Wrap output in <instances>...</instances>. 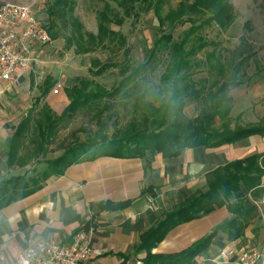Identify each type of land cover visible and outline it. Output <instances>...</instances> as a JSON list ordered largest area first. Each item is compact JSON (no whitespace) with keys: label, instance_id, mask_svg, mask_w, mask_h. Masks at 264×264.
Returning a JSON list of instances; mask_svg holds the SVG:
<instances>
[{"label":"trees","instance_id":"16d2710c","mask_svg":"<svg viewBox=\"0 0 264 264\" xmlns=\"http://www.w3.org/2000/svg\"><path fill=\"white\" fill-rule=\"evenodd\" d=\"M109 1L118 8L112 10L109 7V11L105 6V11L98 17L99 35H90L92 38L87 49L76 47V55L95 53L97 41L101 42L104 38L102 36L115 37L114 32L108 29L113 24L110 12L115 13L118 18L114 21L121 23L125 17L137 19L140 14L137 11L145 14L151 10L160 31L165 26L188 24L189 28L177 39L170 33L161 31L149 51L148 61L136 68L131 67L125 59L129 54L127 49L123 50V63H102L98 59H92L88 72L93 77L101 76L112 67H119L118 75L122 77L119 86L108 92L92 79L74 77L70 80V86L64 89L69 104L60 114H56L43 102L55 84L47 76L37 87L39 95L26 111L24 119L15 127L8 152L9 167L22 169L28 163H32V166L44 164L45 167L37 175L27 176L25 173L2 181L0 208L40 190L50 177L62 176L68 167L100 157L144 159L156 154L174 157L185 149H216L255 136L264 138V125H243L240 116L235 119L230 117L234 101L230 92L246 78L243 65L250 56L243 57V50L239 46L226 51L220 47L219 42L215 41L213 44L204 35L205 29L213 25L217 28V36H222L223 32L227 33L231 29L233 17L227 0H179L177 8L167 10L163 18L162 8L170 0ZM72 5L73 0H52L47 6L48 19L58 17L54 21L50 20L47 33L51 41L64 38L63 48L66 50L73 46L74 40L58 35L53 30V25L65 14L66 8ZM69 23L77 25L74 21ZM122 43L123 39L119 48ZM209 45L213 49L207 52L205 48ZM200 53L204 54L203 59L197 58ZM158 58H161L162 67L156 72V76H146L144 72L147 66ZM202 73L203 76L194 78L196 74ZM31 84L34 85L33 80ZM130 84L137 95L136 104H139L141 110L139 117L132 118L122 128L115 126L109 134L106 124L112 121V116L106 115L102 118L104 121L99 122L103 112L94 107L98 130L86 133L84 129L78 128L70 135L72 141L59 145L62 153L58 157L44 159L51 152L48 147L57 136L64 119L71 118L77 109L109 99ZM191 104L197 105V114L188 118L183 110ZM79 133H83L82 141L76 138ZM262 179L264 152L228 162L208 172L204 191L195 192L175 210L165 213L163 220L141 236L136 252L145 250L142 264H190L192 258L206 249L219 232L225 233L229 241L242 238L246 229L259 217L258 208L253 202L264 196ZM151 191L148 188L142 191L141 196ZM131 203L132 201H127L109 208L121 210ZM222 207L227 209L231 217L185 251L173 255L151 254V249L174 227ZM88 229V225L84 227V230Z\"/></svg>","mask_w":264,"mask_h":264},{"label":"crops","instance_id":"0c3cea01","mask_svg":"<svg viewBox=\"0 0 264 264\" xmlns=\"http://www.w3.org/2000/svg\"><path fill=\"white\" fill-rule=\"evenodd\" d=\"M32 80L34 82L33 74L22 70L15 83L0 84V183L19 176L18 172L22 169L32 167V163L22 169L8 166L10 139L33 103L30 99L26 101L25 92L39 86L32 85ZM51 94L49 92L44 103L48 104ZM20 97L24 98L21 101L24 103L19 101ZM217 149L195 147L185 149L174 157H163L161 154L144 159L100 157L68 167L62 176L50 177L40 190L0 208V264H13L21 251L38 241L68 243L74 233L84 230L87 225L93 231V256L98 263L142 264L145 250L136 252L141 236L163 220L165 213L175 210L195 192L204 191L208 172L234 161L216 164L207 170V164H212L211 158L206 159L207 151ZM192 162L197 166L194 169L191 168ZM185 172L189 176L182 180V187L172 183L166 186L170 194L146 193L141 196L142 191L151 188L156 192L162 183L175 181ZM195 174L198 181L192 176ZM127 201L132 203L125 209L109 208ZM230 217L227 209L222 207L178 225L150 252L154 255L181 253ZM251 226L242 238L235 241H229L225 233L219 232L206 249L192 258L190 264H224L217 259L222 249L250 248L252 244L248 236Z\"/></svg>","mask_w":264,"mask_h":264},{"label":"rangeland","instance_id":"374dc122","mask_svg":"<svg viewBox=\"0 0 264 264\" xmlns=\"http://www.w3.org/2000/svg\"><path fill=\"white\" fill-rule=\"evenodd\" d=\"M51 1L0 0V4L2 2H14L31 6L40 25L47 31L50 20L54 21L58 19L57 16H54L53 19H48L47 6ZM178 1L170 0L169 4L162 8L163 12L161 13V17L163 18L170 8H177ZM227 3L228 9L231 10V16L233 17L231 29L227 33L223 32L222 36H217V28L213 25L205 29L204 35L206 40L213 44L215 41L219 42L221 44L220 47L226 51H232L236 46H239L243 50V57L250 56L245 65H243L246 78H243L239 87L233 88L230 92L234 99L230 117L235 119L240 116L243 125H264V0H227ZM105 6L108 7V10L109 7L112 10L118 8L115 3L109 0H73V5L69 8L67 7L65 14L61 15V19L59 21L56 20L53 25V30L58 35L66 38L70 37L74 40L72 43L73 46L68 50L64 49V38L56 40L57 42L51 41L50 44L38 45L34 56H32V62L23 69V71H26V74L30 72L33 74L34 83L37 86L47 76L55 81L54 86L50 90L52 94L49 96L47 102L56 114H60L69 104L64 89L70 86V80L74 77L92 79L108 92H112L114 87L119 86L122 80V77L118 75L120 68L112 67L101 76L93 77L88 72L92 59H98L102 63L109 61L118 64L123 63V50L127 49L129 50V54L125 59L129 61L131 67L136 68L140 64L148 61L149 51L152 49L154 41L160 36L161 31H166L177 39L189 28L188 24L174 27L165 26L160 31V27L151 10L145 14L137 11V14L140 13L137 19L125 17L121 23H116L115 21L118 20L117 16H115V13L110 12V18L113 20L111 23L113 24H110L108 29L114 32L115 37L102 36L104 37L102 41H97L98 45L96 46L95 53L76 55L74 53L76 47L87 49L90 46L91 36L99 35L98 17L101 12L105 11ZM72 21L77 25L73 26L69 23H72ZM119 36L123 39L120 48L119 43L121 39L119 40ZM212 49V45L205 48L207 52ZM203 57L204 54L200 53L197 58L203 59ZM160 61L161 58H158L157 61L149 63L148 68L144 72L145 75L150 77L152 75L156 76V72L162 67ZM201 76H203V73L196 74L194 78L197 79ZM26 80L28 81V77ZM57 86L59 87L58 94H54L52 91ZM38 93L37 88L27 90L24 98H26L27 102L30 99V103H32L35 98L34 96L38 95ZM136 96L135 89L130 84L118 90V93L109 99L105 98L103 101L98 102L97 105L77 109L71 118L62 121L57 136L48 147L51 152L44 159L58 157L62 153L59 145L72 141L73 139L70 135L78 128L84 129L86 133H93L98 130L99 125L94 118L96 111L94 107L103 112V116L99 118V122H103L104 119L102 120V118L106 115L110 114L112 116L114 124H112V121L106 124L109 134L113 132L115 126L122 128L132 118L139 117L138 114H140L141 110L139 104H136ZM23 99L20 97L19 101L21 102ZM183 113L188 118L194 117L197 114V105H188L183 110ZM76 138L82 141L83 133L77 134ZM260 152H264V139L256 136L241 140L230 146L219 148L216 151H207L206 159L211 158L210 162L212 163L207 164V170H210L216 164L241 159ZM44 167V164H35L32 167L22 169L18 173L20 175L26 173L27 176L37 175ZM194 167H197L196 163L192 162L191 168L194 169ZM188 176V172H185L184 174H180L175 181L167 180L157 188L156 192L152 191L147 195L154 193L155 195H168L170 193L166 189V186L169 183H172L176 187L177 185L182 187V180ZM192 176H195V180L198 181V175L195 174ZM157 182L159 183V180ZM262 198L255 201L259 205L257 207L259 217L249 229L250 234L248 239L251 240V246H257L261 241H264V203L261 202Z\"/></svg>","mask_w":264,"mask_h":264},{"label":"built area","instance_id":"2783aa9c","mask_svg":"<svg viewBox=\"0 0 264 264\" xmlns=\"http://www.w3.org/2000/svg\"><path fill=\"white\" fill-rule=\"evenodd\" d=\"M31 6L0 4V84L15 83L18 73L32 62L36 45L50 44ZM59 87L53 93H58ZM264 203V199L261 201ZM92 229L79 230L68 243L38 241L21 251L13 264H100L94 260ZM217 259L224 264H264V241L248 249L227 247Z\"/></svg>","mask_w":264,"mask_h":264}]
</instances>
